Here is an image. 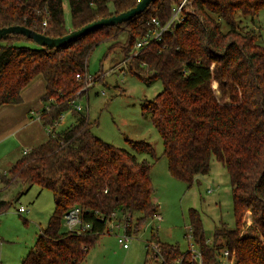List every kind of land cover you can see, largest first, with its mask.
<instances>
[{
  "label": "trees",
  "instance_id": "16d2710c",
  "mask_svg": "<svg viewBox=\"0 0 264 264\" xmlns=\"http://www.w3.org/2000/svg\"><path fill=\"white\" fill-rule=\"evenodd\" d=\"M138 1L68 0L71 26L65 28L63 0H0V27L24 25L50 37L62 36ZM180 1L153 0L126 22L96 28L60 47L25 45L24 40H32L21 33L0 40V107L20 103L22 88L41 74V100L47 105L39 113L43 125H52L68 110L74 120L28 148L0 174L7 187L13 182L36 185L53 196V212L20 264H83L117 213L127 235L160 214L152 164L93 134L87 114L72 107L84 92L87 55L100 42H112L111 51L121 33L128 62L132 58L128 71L147 84H162L144 100L143 111L161 137L169 174L190 186L196 175L207 173L214 156L230 179L235 222L232 228L225 222L216 226L208 242L198 211L191 209L197 254L155 241L152 234L143 264H218L222 257L232 264H264V44L255 28L236 18L240 12L253 21L264 0H188L160 38L133 49L156 27L152 19L165 24ZM126 141L136 152L154 153L147 141ZM14 199L0 198V214ZM74 205L90 226L81 233L61 226L63 214Z\"/></svg>",
  "mask_w": 264,
  "mask_h": 264
},
{
  "label": "rangeland",
  "instance_id": "374dc122",
  "mask_svg": "<svg viewBox=\"0 0 264 264\" xmlns=\"http://www.w3.org/2000/svg\"><path fill=\"white\" fill-rule=\"evenodd\" d=\"M64 26H71L69 2L63 0ZM236 18L244 25L252 26L260 32L259 42L264 44V9L250 17L236 13ZM227 25L222 23V29ZM125 33L118 36L119 43L108 51L112 42H100L87 55V73L91 76L84 83V92L74 102L82 107L92 122L93 134L100 136L113 146L126 148L136 154L138 160L146 159L152 166L150 178L154 190V199L160 215L149 218L136 233L126 237L127 247L117 240L124 236L123 217L114 215L112 228L97 237L89 248L83 264H143L146 244L152 234L154 240L166 241L178 245L182 252L197 254V245L191 238L189 211L196 209L200 215L203 233L207 241H212L213 230L225 222L234 227L231 206L230 179L226 168L214 156L210 158L206 174L195 176L192 184L173 178L168 171L163 155L162 140L156 132L151 117L143 111L144 100L151 99L163 87L160 80L145 83L128 71ZM25 45L36 46L32 41L24 40ZM123 47V49L121 48ZM136 43L133 47L135 48ZM135 53V51H133ZM73 120L72 110L63 113L56 125L57 130L66 128ZM147 141L154 153L136 152L126 140ZM0 142V156L12 149L9 141ZM16 150V149H15ZM4 160H0V174ZM0 198L14 199L10 207L0 214V264H19L35 237L43 228L53 212L51 191L39 189L36 185H24L13 182L8 187L0 181ZM26 208L20 214L17 209ZM120 227H115L114 224ZM61 226L67 229L63 220ZM153 242V244L155 243ZM218 264H228L225 257Z\"/></svg>",
  "mask_w": 264,
  "mask_h": 264
},
{
  "label": "crops",
  "instance_id": "0c3cea01",
  "mask_svg": "<svg viewBox=\"0 0 264 264\" xmlns=\"http://www.w3.org/2000/svg\"><path fill=\"white\" fill-rule=\"evenodd\" d=\"M21 91L22 99L20 103H7L0 107V142L10 139L9 141L14 145L12 149L5 151L0 156V160H4L2 173L7 171L9 166L21 157L23 149L39 145V143L49 137L48 134L58 131L56 129L58 123L55 125L53 131L49 133L47 127L39 119L41 109L47 106L41 100V95L44 93L43 76L37 74Z\"/></svg>",
  "mask_w": 264,
  "mask_h": 264
},
{
  "label": "water",
  "instance_id": "95a60500",
  "mask_svg": "<svg viewBox=\"0 0 264 264\" xmlns=\"http://www.w3.org/2000/svg\"><path fill=\"white\" fill-rule=\"evenodd\" d=\"M152 1L153 0H139L134 6L127 8L125 11L85 23L78 29L69 30L65 35L62 36L50 37L37 30L29 29L24 25H9L0 27V40H5V38H7L11 34L21 33L30 38L35 44H39L41 46H46L48 48L64 46L66 45V43L81 37V35H84L92 30H96V28L126 22V20H129L132 17L141 14V12H143V10Z\"/></svg>",
  "mask_w": 264,
  "mask_h": 264
},
{
  "label": "built area",
  "instance_id": "2783aa9c",
  "mask_svg": "<svg viewBox=\"0 0 264 264\" xmlns=\"http://www.w3.org/2000/svg\"><path fill=\"white\" fill-rule=\"evenodd\" d=\"M188 0H181L179 4H177L176 6L172 7V15L170 17V19L163 25H158V21H156L155 19H152V22L154 23V25L156 26L155 28H153V30H151L150 32L145 34V37L142 38L141 40L137 41L135 48H141L142 45L146 44L147 42H149V39H157L160 38V34L167 30L168 28H170L171 24L175 21L179 19L180 16V12H181V7L184 6L187 3ZM47 24V19L46 17L43 19L42 21V25L45 26ZM78 78H81V76L79 74L76 75ZM91 76L89 74H86L85 76V81L86 79H90ZM73 104V108L76 109L77 111H81L82 107L80 105L75 104V102H72ZM61 114L59 116V118L52 124V125H48L47 130L49 133H51L55 127V125L60 121V119L62 118ZM27 152V148L23 149V154ZM17 211L22 214L25 213L27 211L26 208L23 207H19L17 209ZM81 215H82V211L81 208L77 205L71 206V208H69L68 210H66V212L63 214V221L65 223V226H67V229L69 231L73 230L76 231L77 233H81L85 230H87V228H89V224L86 222H82L81 220ZM111 223V221H110ZM110 225V229L112 228L113 225ZM115 227H120V225L114 224ZM124 226V225H123ZM124 228V227H123ZM128 235L125 233V235L122 236H118L117 240L122 244L123 247H127V241L126 237ZM225 254H227V251H224ZM228 264H232V260L227 261Z\"/></svg>",
  "mask_w": 264,
  "mask_h": 264
}]
</instances>
